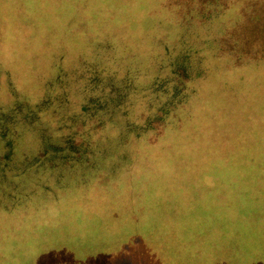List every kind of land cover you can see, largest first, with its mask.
<instances>
[{
  "label": "rangeland",
  "instance_id": "rangeland-1",
  "mask_svg": "<svg viewBox=\"0 0 264 264\" xmlns=\"http://www.w3.org/2000/svg\"><path fill=\"white\" fill-rule=\"evenodd\" d=\"M91 98V164L0 188V264H264V0H0L13 153Z\"/></svg>",
  "mask_w": 264,
  "mask_h": 264
},
{
  "label": "trees",
  "instance_id": "trees-1",
  "mask_svg": "<svg viewBox=\"0 0 264 264\" xmlns=\"http://www.w3.org/2000/svg\"><path fill=\"white\" fill-rule=\"evenodd\" d=\"M175 72L174 69L172 74ZM179 75H182L181 72ZM90 89L89 92L92 95L98 92L94 86H90ZM96 100L98 102L100 99L91 98L89 103L85 104L81 120L77 119L73 122L72 117H69L67 126L63 124L64 126H59L58 130L54 127V136L52 138L44 136L42 148L32 155L28 153L14 154L13 142L10 138L18 133L13 129L14 124L21 123L23 120L28 121L26 118L28 114L36 115V110L39 109L28 106L25 110L23 103L13 107L10 111L0 108V136L4 141L3 146H0V188H7L4 193H1L2 200L12 202L22 196L21 199H26V196L32 193L30 189L26 188L27 184L30 187H36L37 184L49 185L53 181L56 183L70 172L72 164H83V160L88 161L89 158H91L89 162L91 164L94 147L98 146L95 139L92 142L93 134L100 131L103 125L102 119L106 121L111 119V116L119 117L121 113V111L116 112L110 107L97 104ZM18 112L22 113L18 116L14 115ZM77 136L80 137V142H74V138ZM252 166L250 168L259 169L257 166V168ZM29 177L35 180L30 183ZM238 183L246 185L243 180H239ZM2 204L6 207L5 202ZM228 245L231 246L229 242Z\"/></svg>",
  "mask_w": 264,
  "mask_h": 264
}]
</instances>
